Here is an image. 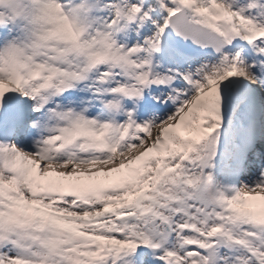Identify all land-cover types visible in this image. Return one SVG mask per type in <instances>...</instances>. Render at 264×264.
Wrapping results in <instances>:
<instances>
[{"label":"snow or ice","instance_id":"snow-or-ice-1","mask_svg":"<svg viewBox=\"0 0 264 264\" xmlns=\"http://www.w3.org/2000/svg\"><path fill=\"white\" fill-rule=\"evenodd\" d=\"M0 264H264V0H0Z\"/></svg>","mask_w":264,"mask_h":264}]
</instances>
